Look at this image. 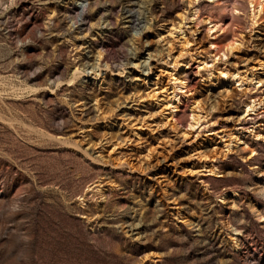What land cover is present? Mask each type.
I'll return each instance as SVG.
<instances>
[{
  "label": "rangeland",
  "instance_id": "rangeland-1",
  "mask_svg": "<svg viewBox=\"0 0 264 264\" xmlns=\"http://www.w3.org/2000/svg\"><path fill=\"white\" fill-rule=\"evenodd\" d=\"M232 2L180 36L187 0H0V264H264V16Z\"/></svg>",
  "mask_w": 264,
  "mask_h": 264
},
{
  "label": "bare ground",
  "instance_id": "bare-ground-1",
  "mask_svg": "<svg viewBox=\"0 0 264 264\" xmlns=\"http://www.w3.org/2000/svg\"><path fill=\"white\" fill-rule=\"evenodd\" d=\"M220 0H187V3L182 6L181 12L177 15L178 21L176 23V27H173L174 29H177L178 32L180 33V36H182L181 30L185 26L186 22L192 23L196 21L198 18V12H199V7L202 3H208V4H217L219 3ZM237 1L238 0H233L232 4H230L232 8V12L234 14H239L240 12L238 11L237 7ZM246 7H247V17L248 21L250 23L251 27H255L258 25L259 20L261 19L262 16H264V0H244ZM230 9V8H229ZM206 22L208 24V32L209 34H221L224 31V27L222 24L218 22L216 19H212L211 17L206 18ZM173 29V30H174ZM188 45L186 42L184 45V48ZM242 46V42L237 39L233 38L232 42L226 47V50L229 53H233L234 50L239 49ZM101 60V56L98 55L96 59V64L99 63ZM264 67V62H258L256 64V67L252 69L251 75L253 79L254 77V70L259 71L262 70ZM80 74V71L78 69H74L73 71V78H76ZM233 81H235L238 86H243V85H251L252 81H246L244 77L240 75V73H233L231 75ZM180 87L183 85V82L180 80L179 81ZM261 84V81L259 79L255 80L253 82L254 87H258ZM175 94V93H174ZM169 107L171 106L172 103L177 102V96L172 95L169 99ZM261 104V101L259 102V105ZM263 104V103H262ZM195 108V109H194ZM191 109V115L189 119L187 120L185 126H187L188 130H194L197 128L198 124L200 123V115H199V110L194 107ZM254 110V101H251V104L247 105L245 108V114L244 116H247V114ZM186 135V133H185ZM228 147V145L226 146Z\"/></svg>",
  "mask_w": 264,
  "mask_h": 264
}]
</instances>
